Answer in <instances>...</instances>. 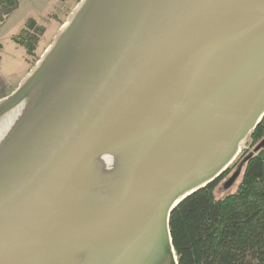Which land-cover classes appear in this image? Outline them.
<instances>
[{
    "label": "water",
    "instance_id": "water-1",
    "mask_svg": "<svg viewBox=\"0 0 264 264\" xmlns=\"http://www.w3.org/2000/svg\"><path fill=\"white\" fill-rule=\"evenodd\" d=\"M263 120L264 0H80L0 99V264H179Z\"/></svg>",
    "mask_w": 264,
    "mask_h": 264
},
{
    "label": "trees",
    "instance_id": "trees-1",
    "mask_svg": "<svg viewBox=\"0 0 264 264\" xmlns=\"http://www.w3.org/2000/svg\"><path fill=\"white\" fill-rule=\"evenodd\" d=\"M18 8L17 0H0V24ZM34 33L43 35L45 28L29 19L13 39L30 65L39 58ZM250 139L255 149L264 140V120ZM231 171L173 211L170 227L179 264H264V148L247 161L236 190L219 198L216 191Z\"/></svg>",
    "mask_w": 264,
    "mask_h": 264
},
{
    "label": "rangeland",
    "instance_id": "rangeland-1",
    "mask_svg": "<svg viewBox=\"0 0 264 264\" xmlns=\"http://www.w3.org/2000/svg\"><path fill=\"white\" fill-rule=\"evenodd\" d=\"M17 1L19 3V8L17 9V11L14 12L15 14L13 13L14 16L8 21L7 25L5 27H2L0 30V42L4 45L5 57L8 55L10 56L15 55L17 45L12 41L11 37L13 35L14 36L20 35L21 33L19 32L20 28L24 26V23L29 18L34 19L36 22H38L40 26L45 28V34L43 35H38L35 33L30 34L31 37L38 38L39 45L37 48V52H38V56L40 57L41 54L45 51V49L52 44L54 38L56 37L57 34L56 28L58 27V22L54 17L55 16L57 17L59 13H61L63 7L66 8L68 5L71 7L70 10L72 11L80 0H65V1L64 0L63 1L62 0H57V1L56 0H17ZM65 20L66 19H64V21ZM22 51L24 52L23 49ZM19 55L20 54L17 55V58L21 59ZM251 143L252 142L249 137L246 143L242 146V152L239 158L231 167L232 169L231 173L228 175L227 178H225L222 181L218 190L216 191V194L219 198L225 196L226 194L232 193L236 190V187L240 181V177L236 181L235 185H233L230 189H224V183L237 171L239 164L243 160V158L247 157L251 152L254 151L255 148L251 147Z\"/></svg>",
    "mask_w": 264,
    "mask_h": 264
},
{
    "label": "crops",
    "instance_id": "crops-1",
    "mask_svg": "<svg viewBox=\"0 0 264 264\" xmlns=\"http://www.w3.org/2000/svg\"><path fill=\"white\" fill-rule=\"evenodd\" d=\"M70 8L71 7L69 5L66 8L63 7V9L61 10V13H59L57 17L56 16L54 17L56 21L58 22V27L56 28L57 32L59 28L61 27V25L66 21V20L64 21V19H67L68 15L70 14V11H71ZM14 14L11 15L9 18H7L6 21L0 25V30L2 27H5L7 25L8 21L14 16ZM29 19H32V18H29ZM27 21L24 23V26L20 28L19 32H21L26 27ZM16 36L17 35L15 36L13 35L11 37L12 41ZM20 48L21 47L17 45L15 55L14 56L8 55L5 57V54H4L5 48H4V45L0 42V99L5 98L8 95H10L18 87L19 83L27 75V73L32 69V65H30L26 61L25 52L22 51L23 48L21 49ZM18 54H20L19 56L21 59L17 58Z\"/></svg>",
    "mask_w": 264,
    "mask_h": 264
}]
</instances>
